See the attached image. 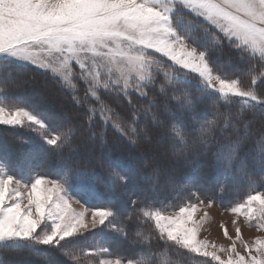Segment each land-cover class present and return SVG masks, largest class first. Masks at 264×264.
Returning a JSON list of instances; mask_svg holds the SVG:
<instances>
[{"label":"snow or ice","instance_id":"6c2138e0","mask_svg":"<svg viewBox=\"0 0 264 264\" xmlns=\"http://www.w3.org/2000/svg\"><path fill=\"white\" fill-rule=\"evenodd\" d=\"M185 12L192 18L183 19ZM200 18L206 22L203 27ZM225 44L247 66V83L240 76L226 78L216 65L214 53ZM12 64L43 69L83 111L78 120L54 122L26 106L23 97L10 102L0 77V125L27 128L61 156L58 178L37 176L30 187L9 174L11 165L0 157V264H11L5 250L25 248L42 255L45 264H53L50 249L71 264H160L162 257L182 250L214 264H264V236L245 241L237 220L235 237L221 224L231 241L227 248L200 238L209 215L205 211L197 218L203 201H188L169 215L166 206L156 207L144 195L139 208L137 200L131 201L135 211L126 216L114 207H100L91 210L90 220L88 209L77 211L72 203L74 193L104 195L97 169L76 159L80 146L74 141L85 129L92 144L102 149L109 127L131 145L154 130L170 140L177 158L186 157L194 146L200 154L211 153L226 180L234 176V168L246 173L249 157L264 171V126L253 127L257 116L264 119V0H0V69ZM133 94L147 103H133ZM205 101L211 102L206 105L211 118L190 130L182 117ZM109 163L107 180L126 184L127 177L116 170L120 165ZM158 174L154 170L149 179ZM189 183L195 186L196 178ZM248 185L250 194L228 211L264 231V193L255 190L251 179ZM133 216L134 243L140 245L135 255L106 258L111 257L107 237L128 239ZM148 222L156 235L144 229ZM86 234L93 236L90 246ZM237 241L246 254L237 250Z\"/></svg>","mask_w":264,"mask_h":264},{"label":"trees","instance_id":"16d2710c","mask_svg":"<svg viewBox=\"0 0 264 264\" xmlns=\"http://www.w3.org/2000/svg\"><path fill=\"white\" fill-rule=\"evenodd\" d=\"M191 18L190 13H184L183 19L189 20ZM200 24L203 27L206 22L200 19ZM214 59L216 65L222 72L226 73V78L232 79L240 76L247 83L243 76L247 66L241 61L237 51L225 44L222 50H217L214 53ZM165 63L171 64L166 61ZM9 73H11L10 79L8 78ZM0 77L6 81L9 101L12 103H15L19 97H23L26 106L37 110L54 122L66 119L78 120L82 115L83 110L78 109L73 104L69 93L62 89L50 74L42 72L34 66L21 67L19 64H12L0 69ZM190 79H195V74H191ZM42 88L45 92L41 91ZM192 92L193 95L197 94L195 88L192 89ZM154 94L150 92L149 96ZM132 101L137 104L147 103L146 100L138 98L135 94L132 95ZM120 103H124L123 98H120ZM210 103V101H205L203 104H197L194 112L182 117L190 130L197 126L198 122L211 118V110L206 107ZM20 105L25 106L24 103ZM261 126H264V119L257 116L254 119L253 127L259 128ZM152 134L157 136L154 130H150L147 138L142 137L136 145H131L109 127L107 129V147L102 149L98 144H92L86 129L82 130L74 141V144L80 146L76 159L87 164L89 168L97 169L98 185L104 195L103 198L75 193L74 195L91 208L114 207L126 216L128 212L135 211L131 201L137 200L135 207L139 208L142 206L140 200L144 195L150 201L155 202L156 207L166 206L164 209H174L182 206L184 202L189 201L190 192L192 194L193 192L198 193L194 188L193 192L191 188L189 190L185 188V185L190 184L188 177L193 173L201 178L199 185L203 188L208 199L216 201L220 207L225 209L232 207L250 194L253 189L249 188V179L255 182V190L264 191V171L253 166L250 157L248 158L249 165L246 173L234 168V176L226 180L222 174L217 172L211 153L201 154L197 157L196 167L192 168L193 172L188 176L190 169L183 162L192 158L193 151H200L199 147L196 146L189 151L186 157H182L183 162L175 164L171 172H164L163 164L154 166L152 162H149L150 158L145 156L148 147L153 142ZM216 136L219 139V133H216ZM170 143L167 141L163 147L167 144L170 145ZM64 155L67 156V149H65ZM0 157L7 158L11 165L9 173L17 178L30 180L34 174L52 179L58 178V161L61 156L27 128H11L0 125ZM101 157L104 158L102 164ZM110 161L113 162V167L116 164L120 165L116 170L127 177L126 184L112 185L107 180ZM154 170H158V177L149 179L153 176ZM26 174L29 175L26 177ZM177 182L179 183L177 184ZM135 223L136 217L133 216V220L129 222L128 239H124L120 235H110L107 237L105 246L110 248L115 242L122 240L120 247L123 253L121 256L132 258L135 255V250L140 247L138 242L134 243V241H138L135 236L136 229L132 227ZM143 227L146 231L153 229L149 222ZM153 235H156L154 229ZM84 241L86 245L90 246L93 242V236L86 234ZM152 244L155 249L157 241L153 240ZM160 246L162 247V245ZM49 251L54 258L53 264H71L58 250L50 249ZM4 258L10 260L11 264H45L42 255H37L26 248L18 251L5 250ZM160 264H214V262L182 250L179 253H172L168 257H162Z\"/></svg>","mask_w":264,"mask_h":264},{"label":"rangeland","instance_id":"374dc122","mask_svg":"<svg viewBox=\"0 0 264 264\" xmlns=\"http://www.w3.org/2000/svg\"><path fill=\"white\" fill-rule=\"evenodd\" d=\"M179 19V18H178ZM202 19V18H200ZM203 20V19H202ZM189 44L191 45V42H189ZM153 55H155L157 58L162 59L166 62L171 63L170 61H167V58L161 57L159 53H153ZM30 66H34V65H30ZM35 68H37L38 70L45 72L43 69L34 66ZM185 72H187V70H184ZM47 73V72H46ZM81 87H83L81 85ZM42 92H45V90L42 88L41 89ZM47 94V92H46ZM22 106V105H20ZM37 112V110H35ZM39 113V112H38ZM152 144L148 147L147 152L145 153V156L149 159V162H152V164L154 166H158V165H162L163 164V169L164 172H171L174 169L175 164H178L179 162H183L184 160L181 158H177L176 156H174L172 154V150L170 145H165V147H163V144H165L167 141H170L167 138H160L157 137L155 135L152 134ZM165 154H163L164 152ZM200 151L199 150H195L192 152V158L186 159V161H184L183 163L187 165L188 169H190V173H188V176L193 172L192 168H195L197 165V157H199ZM183 160V161H182ZM10 174V173H9ZM12 175V174H11ZM29 174H26V177ZM197 176V174L193 173L192 175H190L188 177V179ZM37 177V175L34 174V177H32L30 180L29 179H23V182L25 184H28L30 187L31 182ZM17 178V177H16ZM48 178V177H47ZM187 178V177H186ZM196 178V185L193 186L192 184L189 185H185L186 189L189 190V188H191L192 192H193V188L198 191V193H194L193 194L190 192V199L189 201H191V203H195V204H200V201H203V204L200 205L201 210L197 213V218H199L200 216L204 215V212L207 211L208 212V218L206 219V221L203 223L202 226V231L200 233V238H207L209 241H214L216 243L217 246L223 245L225 248L228 247V245L231 244V241L226 239L224 237L223 234V229L221 228V224L223 223V225L227 228L229 234L233 237H235V227L236 225L233 224V220H237L238 226L241 228V231L243 233V239L245 241H248L249 243H252L253 238L255 236H264V231H257L256 228L253 227H249L246 222L245 219L241 216V217H237L236 214L231 213L230 211H228V209L230 208H222L220 207V205L214 201V200H210L208 199V197L205 195V193L203 192V188L199 185V181L201 180V178L199 176L195 177ZM20 179V178H18ZM48 179H52V178H48ZM54 180V179H53ZM179 182H177L178 184ZM191 185V187H190ZM22 191H26V189H21ZM262 193H264V191H260ZM186 193V192H185ZM188 197V198H189ZM245 198H243L240 202H242ZM76 201H79V203H76ZM209 201H211V206H209ZM188 202V201H186ZM186 202H184L182 205H184ZM24 203H27V200L24 201ZM72 203H73V207L77 210V211H82L84 209H88V213H87V219H91V210L93 208L87 206L85 203H83L80 199H78L74 194H73V199H72ZM234 206V205H233ZM180 207V206H179ZM174 208V209H164L166 214L172 215L174 214V212L176 210H178V208ZM152 226V228L154 229V226L152 224V222H149ZM246 230L249 229V231H251L250 236L246 235ZM122 240L115 242L113 246L110 247L111 249V257H106V258H111V259H116V258H123L122 255V249L120 246H122ZM237 250L240 251L241 253H245V250L242 246V244L237 241ZM223 258L227 257V253L226 252H220L219 253Z\"/></svg>","mask_w":264,"mask_h":264},{"label":"bare ground","instance_id":"6f19581e","mask_svg":"<svg viewBox=\"0 0 264 264\" xmlns=\"http://www.w3.org/2000/svg\"><path fill=\"white\" fill-rule=\"evenodd\" d=\"M245 231H246V233H245V234H246L247 236H248V235L250 236V234H251L250 232H251L252 230H251V231H249V229H248V230H246V229H245Z\"/></svg>","mask_w":264,"mask_h":264}]
</instances>
